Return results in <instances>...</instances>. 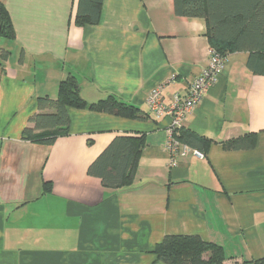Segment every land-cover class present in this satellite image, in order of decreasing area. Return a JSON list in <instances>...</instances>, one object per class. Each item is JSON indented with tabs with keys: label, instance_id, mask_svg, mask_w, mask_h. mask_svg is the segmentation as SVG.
<instances>
[{
	"label": "crops",
	"instance_id": "1",
	"mask_svg": "<svg viewBox=\"0 0 264 264\" xmlns=\"http://www.w3.org/2000/svg\"><path fill=\"white\" fill-rule=\"evenodd\" d=\"M2 3L14 39L0 48L9 52L0 61V264H164L153 250L169 236L221 246L224 264L264 257V76L248 71V53L226 55L182 126L209 149L171 167L170 120L152 115L147 98L157 87L166 104L184 96L206 67L203 19L177 16L174 0H103L97 24L77 26V0ZM68 75L87 103L114 96L140 119L67 108L65 137L23 141L37 98L56 99ZM136 135L146 146L131 186L107 190L87 174L116 137ZM247 135L252 150L222 148Z\"/></svg>",
	"mask_w": 264,
	"mask_h": 264
},
{
	"label": "trees",
	"instance_id": "2",
	"mask_svg": "<svg viewBox=\"0 0 264 264\" xmlns=\"http://www.w3.org/2000/svg\"><path fill=\"white\" fill-rule=\"evenodd\" d=\"M103 0H77L74 24L95 25L101 14ZM179 17L203 19L207 23L210 47L222 57L233 52L248 53L246 67L253 75L264 76V0H174ZM0 37L14 39V31L5 6L0 0ZM9 52L0 50L4 63ZM56 99L38 97L37 112L23 130V141L51 146L68 134L67 108L85 109L129 119H140L139 109L114 96L96 103H87L80 95L74 76L68 75L58 84ZM178 140L199 153L205 154L211 142L181 128ZM255 135L232 139L222 144L226 151L252 150ZM146 146L144 135L116 137L90 164L87 174L100 179L107 190H120L132 185L133 178ZM50 185H43V193ZM153 254L164 264H224L226 257L221 246L205 242L197 236H169L155 246ZM241 264H264L259 260Z\"/></svg>",
	"mask_w": 264,
	"mask_h": 264
},
{
	"label": "built area",
	"instance_id": "3",
	"mask_svg": "<svg viewBox=\"0 0 264 264\" xmlns=\"http://www.w3.org/2000/svg\"><path fill=\"white\" fill-rule=\"evenodd\" d=\"M224 60V57L211 48L206 67L189 83L184 96L174 94L171 101L166 104L162 97V87H157L151 91L147 98V106L152 115L158 119L168 117L170 120L165 147L170 155L169 164L171 167L176 165L177 156H183L192 151L187 145L179 142V130L182 128L186 117L202 101L206 92L217 82ZM192 152L197 157H202L199 152L195 150Z\"/></svg>",
	"mask_w": 264,
	"mask_h": 264
},
{
	"label": "rangeland",
	"instance_id": "4",
	"mask_svg": "<svg viewBox=\"0 0 264 264\" xmlns=\"http://www.w3.org/2000/svg\"><path fill=\"white\" fill-rule=\"evenodd\" d=\"M6 43V41L0 37V48H3V45Z\"/></svg>",
	"mask_w": 264,
	"mask_h": 264
}]
</instances>
